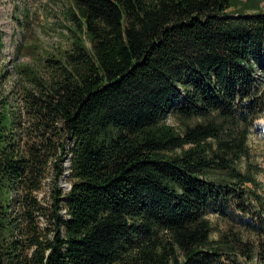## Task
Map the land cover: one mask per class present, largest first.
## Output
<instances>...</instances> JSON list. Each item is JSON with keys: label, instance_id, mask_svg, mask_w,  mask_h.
<instances>
[{"label": "trees", "instance_id": "obj_1", "mask_svg": "<svg viewBox=\"0 0 264 264\" xmlns=\"http://www.w3.org/2000/svg\"><path fill=\"white\" fill-rule=\"evenodd\" d=\"M261 2L71 0L70 45L0 94V264H264ZM212 207L246 220L212 239Z\"/></svg>", "mask_w": 264, "mask_h": 264}, {"label": "rangeland", "instance_id": "obj_2", "mask_svg": "<svg viewBox=\"0 0 264 264\" xmlns=\"http://www.w3.org/2000/svg\"><path fill=\"white\" fill-rule=\"evenodd\" d=\"M246 1V0H244ZM264 9V2H261ZM72 7L71 0H0V94H8L14 89L16 76L13 73L15 66L29 65L39 69L43 60L53 54L64 50L70 45L69 11ZM20 48L19 52L16 48ZM1 96V95H0ZM264 118L257 121L251 128L248 138L250 158L242 161L241 169L245 165L251 169L259 168L256 180L259 184L258 193L264 196ZM167 123L176 130H181V121L168 117ZM245 164V165H244ZM68 168V162H64ZM49 182L50 178H47ZM70 186L68 171L60 180V187L67 191ZM254 189L251 184L246 185ZM49 185L46 183L40 192L39 198L46 205L48 201ZM232 212L228 217H223L214 207L210 208L207 218L213 227L212 239L218 237V233H227L230 229L240 230L241 221L246 220ZM229 212V213H230ZM41 226L46 225V219L40 216ZM241 233V232H239ZM244 238L253 239L249 234Z\"/></svg>", "mask_w": 264, "mask_h": 264}, {"label": "bare ground", "instance_id": "obj_3", "mask_svg": "<svg viewBox=\"0 0 264 264\" xmlns=\"http://www.w3.org/2000/svg\"><path fill=\"white\" fill-rule=\"evenodd\" d=\"M262 125L264 126V122L262 123Z\"/></svg>", "mask_w": 264, "mask_h": 264}]
</instances>
